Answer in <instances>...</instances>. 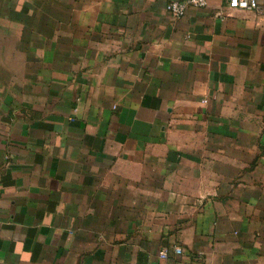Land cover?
I'll list each match as a JSON object with an SVG mask.
<instances>
[{
	"label": "crops",
	"instance_id": "obj_1",
	"mask_svg": "<svg viewBox=\"0 0 264 264\" xmlns=\"http://www.w3.org/2000/svg\"><path fill=\"white\" fill-rule=\"evenodd\" d=\"M167 1L0 0V264H264V12Z\"/></svg>",
	"mask_w": 264,
	"mask_h": 264
},
{
	"label": "built area",
	"instance_id": "obj_2",
	"mask_svg": "<svg viewBox=\"0 0 264 264\" xmlns=\"http://www.w3.org/2000/svg\"><path fill=\"white\" fill-rule=\"evenodd\" d=\"M208 0H168L165 4V10L172 18H179L186 13L190 7L201 8L206 6ZM227 4L231 8L239 9H254L258 12H264V8L260 5L258 0H227ZM168 248L161 247L159 256L165 258L168 255ZM175 253H180L181 248L175 246L173 248Z\"/></svg>",
	"mask_w": 264,
	"mask_h": 264
}]
</instances>
